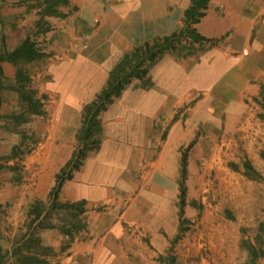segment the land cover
<instances>
[{"label": "crops", "instance_id": "crops-1", "mask_svg": "<svg viewBox=\"0 0 264 264\" xmlns=\"http://www.w3.org/2000/svg\"><path fill=\"white\" fill-rule=\"evenodd\" d=\"M9 2L0 0L2 19L17 16V8L7 11ZM191 4L67 0L56 6L57 15L44 14L43 5L27 9L24 21L45 40L43 56L30 62L47 61L37 72L44 113H29L21 102L28 117L47 118L41 141L26 158L28 165H37L36 200L52 201L56 175L78 145L85 106L106 86L110 70L131 47L183 27ZM202 11L192 27L213 40L208 49L197 58L164 52L148 67L144 80L150 85L134 78L100 112L98 146L64 180L55 199L79 206V227L69 236L66 221L40 228L35 222L31 229L28 223L24 238L7 250L0 239V264H144L142 235L159 251L177 237L183 153L187 194L192 167L204 158L198 151L216 149L225 129H236L264 75V0H207ZM1 64L0 116L8 117L3 91L15 84L16 66ZM2 202L0 197V208ZM187 206L185 198L183 209ZM23 244L27 253L17 254Z\"/></svg>", "mask_w": 264, "mask_h": 264}, {"label": "rangeland", "instance_id": "rangeland-1", "mask_svg": "<svg viewBox=\"0 0 264 264\" xmlns=\"http://www.w3.org/2000/svg\"><path fill=\"white\" fill-rule=\"evenodd\" d=\"M9 3L7 11L15 13L12 8H17V16L15 19L0 17V49L8 50L22 36H28L42 51L44 38L36 34L29 20V23L24 20L29 16L27 9L43 5L42 11L46 1L11 0ZM208 42L195 43L192 55L197 58L211 46ZM185 51L171 52L185 55ZM45 60L20 62L17 66L30 75V88L37 90L42 78H38L37 72L46 64ZM258 82L260 92L246 107L236 129H225L216 149L207 146L198 151L204 158H198L192 167L190 187L185 195L188 206L177 238L159 251L148 235L141 236L145 245L144 264H264V75ZM3 92L8 102L6 111L12 113L8 117L0 116V197L3 200L0 239L7 250L13 242L24 238L25 226L31 220L26 213L36 201L32 182L37 165H28L26 158L41 141L39 130L46 125L47 118L28 117L17 99L18 92L10 86ZM37 96L42 97L39 93ZM14 114H23L26 120L19 122L12 117ZM52 218L53 221L47 219L45 223L66 221L70 225L76 220L65 209H54ZM249 245L259 251L257 257L249 252ZM22 246L21 254L25 255L28 247Z\"/></svg>", "mask_w": 264, "mask_h": 264}, {"label": "trees", "instance_id": "trees-1", "mask_svg": "<svg viewBox=\"0 0 264 264\" xmlns=\"http://www.w3.org/2000/svg\"><path fill=\"white\" fill-rule=\"evenodd\" d=\"M45 1L46 7L44 8V14L57 15L60 13L56 9V6L59 3H65L67 0ZM206 3L207 0H192L191 6L185 12V24L183 27L173 31L169 35L155 37L150 41H145L131 47L110 70L106 86L91 103L85 106L82 126L77 134L78 145L70 160L56 175V184L50 194L52 201L48 205L42 200H36L35 203L30 206L28 210V216L31 217L30 223L28 224L30 229L35 222L38 228L52 227L53 225L45 223V221L51 217L54 209H65L70 211L71 215L77 219L78 214L82 211L77 204L57 203L55 199L64 180L70 178L73 171L79 168L87 152L98 146V133L101 130L98 118L100 112L103 111L108 104L112 103L115 97H118L121 94L122 90L131 83L132 79L137 78L144 80L148 73L149 65L154 63L164 52L186 50V55H191L193 54L195 43H202L204 41L213 42V40L200 35L196 29L192 27V24L197 22L199 17L202 16V8L206 7ZM184 43H187V45ZM42 56V51L35 46V43L28 36L17 47L10 51L0 49V93L1 90L5 88L3 84L4 70L1 63L2 61H7L16 66L15 84L10 85V88H13L18 92L19 100L25 105V111L34 114L44 113L43 102L41 98L37 96L38 91L34 87H29L31 84L30 75L17 66L20 62H30ZM143 83L145 86L150 85L149 80H144ZM23 116V114H14L12 117L19 122H23L26 120ZM245 164L249 167L247 162H245ZM186 173L187 154L184 152L182 156V179L180 181L179 197L180 217H183L184 214L183 207L185 205L186 195ZM77 227H79L78 224L72 222L69 227L63 228V230L66 234L71 236L72 229ZM32 238H34V235H32ZM34 241L36 242L37 240ZM21 250L22 247L18 246L17 254H21ZM248 250L253 257H257L259 251L257 252L253 246L249 245ZM1 252L2 249L0 247V255ZM29 260H33V258H29Z\"/></svg>", "mask_w": 264, "mask_h": 264}, {"label": "bare ground", "instance_id": "bare-ground-1", "mask_svg": "<svg viewBox=\"0 0 264 264\" xmlns=\"http://www.w3.org/2000/svg\"><path fill=\"white\" fill-rule=\"evenodd\" d=\"M231 177H233V176H231ZM235 179V178H234ZM236 180V179H235ZM232 181V180H231ZM235 182V181H234ZM226 185V184H225ZM237 185V184H236ZM236 185H235V187H236ZM234 188V187H233ZM221 190V189H220ZM235 190V189H234ZM227 192V191H226ZM229 192V191H228ZM236 192V191H235ZM240 192V191H239ZM224 193H225V191H224ZM231 193V192H230ZM237 194V193H236ZM239 194H237L236 196H238ZM229 197V196H228ZM242 198V197H241ZM245 199V198H244ZM243 199V200H244ZM231 200V199H230ZM237 200V199H236ZM242 200V199H241Z\"/></svg>", "mask_w": 264, "mask_h": 264}]
</instances>
